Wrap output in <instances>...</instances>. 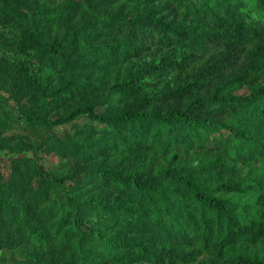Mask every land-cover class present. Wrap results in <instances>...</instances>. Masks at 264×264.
Instances as JSON below:
<instances>
[{
	"label": "trees",
	"instance_id": "trees-1",
	"mask_svg": "<svg viewBox=\"0 0 264 264\" xmlns=\"http://www.w3.org/2000/svg\"><path fill=\"white\" fill-rule=\"evenodd\" d=\"M0 24L21 119L93 120L0 130L15 263L264 264V0H0Z\"/></svg>",
	"mask_w": 264,
	"mask_h": 264
},
{
	"label": "rangeland",
	"instance_id": "rangeland-1",
	"mask_svg": "<svg viewBox=\"0 0 264 264\" xmlns=\"http://www.w3.org/2000/svg\"><path fill=\"white\" fill-rule=\"evenodd\" d=\"M14 31L11 26H6L0 24V40L1 42L8 40V37H12ZM3 39V41H2ZM3 44V43H1ZM0 44L1 52L14 57V53L8 50L7 47H4ZM157 52L153 50L152 53ZM160 52V51H158ZM15 57H20V54L15 55ZM0 113L1 116H4V119H0V122H6V124L0 127V130L3 131V135L12 136L15 134L16 136L20 135H29L31 137V142L36 145L39 142L45 143V138H48V135L51 132H56L58 136L64 137V135L73 131L79 125H85L89 122H93V120L86 114L80 115L75 120L66 123L64 125H54L52 130L46 132L45 129L39 126H30L27 125L24 120L21 119V113L19 111V105L15 99L9 96V93L6 91H2L0 94ZM3 124V123H2ZM8 124V125H7ZM14 143V141H13ZM28 154H33L32 150H25ZM41 157L40 161L43 162L49 168L61 167L67 164L70 158L61 157L56 152H48V151H40ZM12 151L8 149H4L0 151V170L4 175H8L11 172V156ZM0 264H18L15 263L14 260L10 257L9 254H6L2 248H0Z\"/></svg>",
	"mask_w": 264,
	"mask_h": 264
}]
</instances>
